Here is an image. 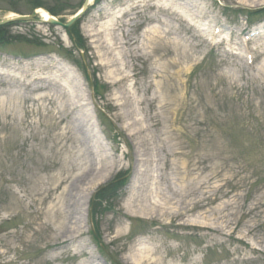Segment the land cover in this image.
Masks as SVG:
<instances>
[{
	"label": "rangeland",
	"instance_id": "rangeland-1",
	"mask_svg": "<svg viewBox=\"0 0 264 264\" xmlns=\"http://www.w3.org/2000/svg\"><path fill=\"white\" fill-rule=\"evenodd\" d=\"M85 1L0 0V19ZM5 25L0 264H264V0Z\"/></svg>",
	"mask_w": 264,
	"mask_h": 264
},
{
	"label": "bare ground",
	"instance_id": "bare-ground-1",
	"mask_svg": "<svg viewBox=\"0 0 264 264\" xmlns=\"http://www.w3.org/2000/svg\"><path fill=\"white\" fill-rule=\"evenodd\" d=\"M91 3H92V0H89V4H91ZM38 12H39L38 15H40V17L43 20H45V21L48 20L49 12L46 9L40 8V9H38ZM13 15H15V14H13ZM112 21H113V19L106 21V23L102 29L104 32H103V37H101V39H100V42L102 44V47L105 49V51H104L105 53L106 52L107 53L108 52H114L115 49L119 47V46H116L117 41H114V39H113L114 36H113V33L111 30L114 29L115 27L112 28V26H113L112 23L114 22V21L113 22ZM108 30H109V32H108ZM144 60H146V58H144ZM79 189H80V187L78 186L75 188V191L76 190L79 191ZM73 194H76V193L73 192ZM155 206H158L159 207L158 210L161 212H164L167 209L166 206L157 205V204H155ZM67 207L69 208V211L74 215V217L78 214L79 207H78V202L76 200V197H73V199H71L69 201V203L67 204ZM145 212H147V211H145ZM166 212H168V210H166ZM148 213H151V212H148ZM66 231L68 232L69 230H66Z\"/></svg>",
	"mask_w": 264,
	"mask_h": 264
},
{
	"label": "water",
	"instance_id": "water-1",
	"mask_svg": "<svg viewBox=\"0 0 264 264\" xmlns=\"http://www.w3.org/2000/svg\"><path fill=\"white\" fill-rule=\"evenodd\" d=\"M88 4H89V0H86L84 5H83V7L81 8V10L68 22H63V21L59 20L58 18L53 16L51 13H49L48 21H50L51 23H54L56 25L62 26L65 29H70L71 26L75 23V21L87 9ZM37 13H38V11L35 10L32 14H29V15L18 14V15H15V16L6 17V18L0 20V25L6 24V23H10V22L15 21V20H31V19H33V17H35V15Z\"/></svg>",
	"mask_w": 264,
	"mask_h": 264
},
{
	"label": "trees",
	"instance_id": "trees-1",
	"mask_svg": "<svg viewBox=\"0 0 264 264\" xmlns=\"http://www.w3.org/2000/svg\"><path fill=\"white\" fill-rule=\"evenodd\" d=\"M41 4H43V3H41ZM35 6L37 7V6H41V5H39V4H35ZM45 7H46V5H44ZM49 11H51L53 14H56V12L54 11V9L52 8V7H46ZM18 23V22H17ZM16 23V24H17ZM6 25H2V26H0V37H4L5 35H6V33H5V29H4V27H5ZM5 34V35H4ZM4 35V36H3ZM3 39H5V38H3ZM101 196H102V193L100 194ZM99 195V192H97L96 194H95V198H97V197H99L100 196ZM100 196V197H101Z\"/></svg>",
	"mask_w": 264,
	"mask_h": 264
}]
</instances>
